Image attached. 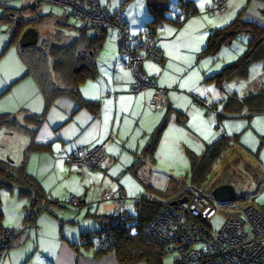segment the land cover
Segmentation results:
<instances>
[{"label": "crops", "instance_id": "crops-1", "mask_svg": "<svg viewBox=\"0 0 264 264\" xmlns=\"http://www.w3.org/2000/svg\"><path fill=\"white\" fill-rule=\"evenodd\" d=\"M192 1L198 13L179 25L174 21L165 22L156 30L163 60H145L142 64V72L168 90L167 105L157 111L149 108L152 89L139 95L130 92L133 72L125 68L126 56L121 51L116 32L109 30L97 58L98 77L85 82L80 88L85 100L99 103L98 113L94 114L86 108L79 109L74 101L67 98L58 99L47 107L37 80L28 74V66L20 51L22 47L12 41V23L6 19V15L18 17L26 11L37 14L33 9L36 0H0V115H15L22 123L28 116H44L37 130L38 144L48 146L46 151H38V177L28 172L26 164V172L36 177L48 202L45 200L38 207L37 227L25 230L18 243L0 257V264H120L115 252L96 255L101 248L97 238H91L95 243L93 247L87 246L82 239L84 234L100 231L103 218L114 216L111 205L103 200L104 193L122 190L128 197L129 212L134 214L138 200L143 195L149 197L148 190L163 194L159 191L161 188H170L171 178L161 177L156 172L164 173L160 168L173 173L184 172L187 158L191 169V157H202L219 138L218 126L233 142L229 149L234 148L249 163L253 162L264 176V112L251 114L246 109L240 113L224 111L229 98L243 99L264 90V60L259 61L263 64L257 71L261 81L254 85L249 81L252 65H259L256 62L250 66L246 78L233 79L219 86L211 78L246 52L251 37L246 34L239 36L233 43L221 48L223 54L204 53L211 33L231 24L238 14L243 13L239 16L245 17L244 12L248 11L247 6L252 0H229L227 10L218 14L221 18L214 23L203 20L200 12L206 9L210 13L215 0ZM261 1V19L245 18L244 21L264 27V0ZM100 2L111 14L124 12L134 37H139L151 21L146 0ZM57 9L61 10L55 4L46 6L41 14L44 20L39 25L27 27L38 30V44L41 34L45 39L42 45L55 41L56 37L63 42L65 35L68 37L65 44L79 37L82 24L69 25L70 18L65 19L63 14L58 17ZM52 28H56L55 34ZM235 42L237 46L232 48ZM210 56H213L212 59ZM220 58L223 60L219 61ZM240 81H249L252 85L247 88L242 86L243 95L236 91ZM195 96L215 105L222 116L214 119L204 109L197 108ZM5 131V135L12 137L13 141L18 137L19 132L13 129ZM156 138V146L151 151ZM96 146H103L107 155L102 170H79L67 163L68 154ZM32 155L35 154H31L30 159ZM50 178L52 183L47 182ZM220 184L233 185L238 197L239 191L234 182ZM73 193L80 199V206L78 209L75 207L74 212L80 216L77 221L68 220L63 213L64 202L68 203ZM26 208L28 210L29 207ZM257 208L264 212V206ZM42 212L47 214L43 216Z\"/></svg>", "mask_w": 264, "mask_h": 264}, {"label": "trees", "instance_id": "trees-1", "mask_svg": "<svg viewBox=\"0 0 264 264\" xmlns=\"http://www.w3.org/2000/svg\"><path fill=\"white\" fill-rule=\"evenodd\" d=\"M146 1L151 15V21L147 24L146 30H149L155 38L156 30L163 23L174 21L179 25L183 22L181 21L182 17L176 15L171 18L169 16L172 12L171 5L175 0ZM176 1L179 3V7L184 10V17L188 18L198 13V9L192 0ZM33 13L22 12L19 19L15 15H6V19L15 24L18 33L13 36V43H19L24 29L39 25L44 20L45 17L41 15L42 13ZM79 22L83 26L79 30L80 35L68 44L61 42L60 38L56 37L55 41L41 46L20 48V51L28 66V74L37 80L47 107L58 99L67 98L74 101L79 109L86 108L97 114L99 103L85 100L81 95L80 88L85 82L95 80L98 77V54L103 47L106 33L111 29L89 27L83 22ZM66 26L68 25L66 24ZM244 34L251 37L246 52L236 62L226 66L220 73L211 78L219 86L233 79L246 78L250 66L264 60V27L244 21L241 16H238L231 24L215 30L210 35L204 53L216 55L222 47L230 45ZM244 109L251 114L263 113L264 90L260 93L249 94L243 99L229 98L224 105V111L228 113H240ZM219 116H222V114L220 113ZM43 119L44 116H28L21 123L12 114L0 115V129L7 126L19 133L29 135L32 144L28 148V152L46 151L48 146L36 143L34 139L35 132L29 129L30 126H33L38 130ZM156 143L157 138L151 146V151H153ZM232 145L233 142L228 136H219L208 147L202 157L192 156L191 185L201 188L206 184L213 169ZM28 154L26 153V157L24 156L19 165L14 164L9 159L0 157V191L19 187L21 190L20 195H26L30 198L25 223L31 216L30 211H38L41 203L47 201L40 190L38 181L26 172ZM220 185V183L214 184L212 191ZM173 188H176V186L174 185ZM165 195L168 194L165 193ZM241 202L247 201L241 200ZM163 204L164 202L154 198H142L138 200L134 214L128 211L124 220H120L115 216L103 218L101 230L88 235L84 234L82 239L86 241L87 246L93 247L95 243L91 241V238H97L101 248L97 250L96 255L102 256L109 252H115L120 264L136 262L164 264L165 254L173 250H168L164 244L156 239L147 238L143 233L144 229L156 218ZM3 218L4 213L0 197V248L4 244L8 245L5 251L6 254L18 243V238L22 237L26 229H7L3 225Z\"/></svg>", "mask_w": 264, "mask_h": 264}, {"label": "built area", "instance_id": "built-area-1", "mask_svg": "<svg viewBox=\"0 0 264 264\" xmlns=\"http://www.w3.org/2000/svg\"><path fill=\"white\" fill-rule=\"evenodd\" d=\"M228 1L215 0L210 13H224ZM54 4L61 8L65 19L73 18L89 27L114 30L121 51L126 56L125 68L130 69L134 75L130 92L139 95L152 89L149 108L157 111L167 105L168 90L142 72L145 60H163L157 39L149 30H145L139 37L132 36L124 12L110 14L100 0H36L33 9L41 14L46 6ZM171 10L177 16L184 17V10L176 0ZM10 33L16 35L15 24L11 25ZM194 104L204 109L209 116L219 115L215 106L205 99L195 96ZM217 132L219 136H227L219 126ZM106 157L104 147L96 146L88 150L78 149L68 154L66 161L79 170H102ZM183 197H188L187 203L172 205L171 201L163 204L156 218L144 229L147 238L158 240L168 250H177L180 254L179 264H264V212L253 205L251 200L220 205L213 199L212 193L206 195L193 185L188 186L186 192L175 200ZM103 200L111 205L115 217L125 219L129 206L128 197L122 190L116 193L105 192ZM67 201L76 208L80 206V199L74 195L69 196ZM30 212L25 229L37 227L38 211ZM218 216L223 221L219 228H214L213 220ZM7 246L4 244L0 248V257L5 255Z\"/></svg>", "mask_w": 264, "mask_h": 264}, {"label": "rangeland", "instance_id": "rangeland-1", "mask_svg": "<svg viewBox=\"0 0 264 264\" xmlns=\"http://www.w3.org/2000/svg\"><path fill=\"white\" fill-rule=\"evenodd\" d=\"M250 4H251L250 6H247V7H249L248 11L246 13L244 12L245 17H243L242 19L247 18V19H251L254 21L260 20L262 14L260 13L259 9H260L261 5L263 4V2L261 0H252V2ZM261 9H263V8H261ZM202 11L203 12L202 13L200 12V14L203 15V20H205L206 22H213L214 23L215 20H220V18H221V15L213 16L206 9H203ZM56 13H57L58 17L62 15L60 9H57ZM237 13H239V12H237ZM239 15H243V13L238 14L236 17H238ZM169 16L171 18H174L176 16V13L171 12L169 14ZM184 19H186V18L183 17L181 21H184ZM212 19H214V20H212ZM76 23H80V22L73 19V18L69 19V25L74 26ZM51 30H53L52 32L54 33L56 28H54V29L52 28ZM48 31H50V30H48ZM66 33H69V32L67 31ZM67 39H68V37H66V35H65V37L62 39V41L65 43L67 41ZM44 40H45L44 36H43V34H41L40 42L38 45L41 46L43 44ZM236 44L237 43L235 42L233 44L232 48L236 47L237 46ZM220 51H221V49L219 50L218 53L223 54V52H220ZM212 57L213 56H210L209 58L212 59ZM239 57L237 59H239ZM206 58H208V57H206ZM214 60H217V58H215ZM222 60H223V58L219 59V61H222ZM258 64H259V62H258ZM261 64H263V63H260L259 64L260 66L257 64H254L255 66L252 65L253 66L251 69L252 73H251V77L249 79V81L251 82L252 85H254L255 82H259L262 80L257 73L258 68L261 67ZM249 81H240V83H238L239 85H238V87H236V91H238L237 93H239V95H243L242 93L245 92L244 87H243V89H241L242 86H246L245 88H247L249 86L252 87V85H249L250 84ZM235 84H237V83H235ZM16 118L22 123V120L20 118H18V117H16ZM214 119H216V118L214 117ZM1 129L2 130L0 131V157L1 158L6 157V159L11 160L13 163L15 162V164L18 165L19 161H23L26 153H29L27 156V164H28L27 166L29 169L28 172L31 173L32 175H37V177H38V152H36V153H34L33 151L28 152V148L32 144L31 137L29 135L18 133V135H17L18 137H16V139L13 141L12 137L5 135V132H6L5 130H9L12 128L5 126ZM29 129L31 131L35 132L34 139H35V142L38 143L37 129H35L33 126H30ZM31 154H35V155H32L33 157L31 156L32 158L30 159ZM187 160H188V165L183 167V168H185L184 172L173 173L169 170L164 171L163 169L160 168L159 170L163 171L164 173H159V172H156V173H158L159 176H161V177L166 176L167 178H171L170 188L169 189L161 188L159 191H163V194H157V192L155 190H152V191L148 190V196L150 198L154 197L155 199L162 201V202H170L172 199H178L182 194H184L186 192V189L188 188V186L191 185V181H190L191 169H190V164H189L190 161L188 158H187ZM181 165H183V164L181 163ZM157 170H158V168H157ZM43 175H45V174H43ZM175 181H177V182H175ZM226 181L234 182V184L237 186L238 191H239L237 199L233 203H230V205H232L234 203L241 202V200H243V199L244 200L246 199V201H247L250 198L249 200H251L252 203H254L253 205H255L257 207L264 206V176H262L261 170H259V168H257V166H254L253 162L249 163L248 160L246 159V157L240 155V153L236 152V150L234 148L229 149V151H227L224 154L221 161L215 166L212 173L210 174V177H209V180L207 181V183L204 184L199 189L203 193H205L206 195H211L212 187L214 184L225 183ZM47 182L52 183L53 179L50 178L47 180ZM166 184H168V183H166ZM174 185L176 186V188H173ZM20 191L21 190L19 187H14L12 190L2 189L0 191V197H1V201H2V209L4 212L3 225L5 227H8V228L24 230L26 227L24 224L22 226V223L24 221L25 214L27 211L25 209H27L26 207L30 205V198L26 195H20ZM165 193H167L168 195H165ZM73 195L77 196V194H75V193H73ZM141 195H143V194H141ZM251 196H253V198ZM64 203L66 204L65 208H63L64 216L68 220L77 221L78 217H80V216L77 214H74V212L76 211L75 210L76 208L73 207L69 203H66V202H64ZM133 203L134 202H132V204ZM224 206H227V205H224ZM40 214L45 216V214H47V212H42ZM222 221H223V218L221 216L216 217L213 220L214 228H219L222 224ZM27 230H29V229H26V231ZM179 259H180L179 252L177 250H174V251H171V252L165 254L163 262H164V264H179ZM143 263L147 264L146 262H143Z\"/></svg>", "mask_w": 264, "mask_h": 264}, {"label": "water", "instance_id": "water-1", "mask_svg": "<svg viewBox=\"0 0 264 264\" xmlns=\"http://www.w3.org/2000/svg\"><path fill=\"white\" fill-rule=\"evenodd\" d=\"M16 31V35H17ZM39 32L35 27L27 28L19 39V46L22 48L35 47L38 45ZM213 199L220 205H228L233 203L237 198V190L231 184L217 186L212 191ZM188 197H183L180 200L171 202L172 205L187 203Z\"/></svg>", "mask_w": 264, "mask_h": 264}]
</instances>
